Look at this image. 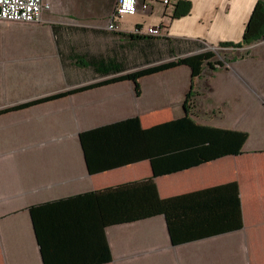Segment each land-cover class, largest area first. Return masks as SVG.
Masks as SVG:
<instances>
[{
    "label": "crops",
    "instance_id": "1",
    "mask_svg": "<svg viewBox=\"0 0 264 264\" xmlns=\"http://www.w3.org/2000/svg\"><path fill=\"white\" fill-rule=\"evenodd\" d=\"M138 1L149 9L120 18V32L107 30L116 0H44L30 31L0 20V264H264V40L219 47L242 42L258 0ZM180 2L189 11L175 18ZM152 27L166 40L133 34ZM209 49L223 65L193 82L180 66L141 78L138 94L131 81L97 87ZM185 117L247 134L240 154L208 159L227 136L191 128L156 158L175 171L155 176L150 160L118 165L140 143L132 129L99 131ZM137 215L148 217L126 221Z\"/></svg>",
    "mask_w": 264,
    "mask_h": 264
},
{
    "label": "trees",
    "instance_id": "2",
    "mask_svg": "<svg viewBox=\"0 0 264 264\" xmlns=\"http://www.w3.org/2000/svg\"><path fill=\"white\" fill-rule=\"evenodd\" d=\"M188 11H189L188 3L180 2L176 6L173 17L177 18V17L184 16L188 13ZM130 36H133V35H130ZM136 38H139V37H136ZM147 38L166 40L165 37L147 36ZM261 40H264V0L257 1L255 8L252 12V15L245 27L242 42L239 44L223 43L219 47L220 48H228V47L240 48L242 46L250 45L252 43H255ZM215 58H216V54L213 51H205V52L194 54L188 57L178 58L174 61L162 63V64L149 67L143 70H138L133 73L120 76L119 78H116L114 80L99 84L97 85V87L101 85H106L109 83L120 82V81H131L135 84V90H136V93L138 94L139 93L138 81L141 78L150 76L153 74L161 73V72L174 69L180 66H187L190 68L191 80L193 82L194 79L199 78L202 75L203 69L205 67L209 69H214L215 66L223 65L222 62L214 60ZM90 88L92 87H86V88H81L78 90H73L71 92L59 94L56 96H52L49 98L36 101L29 105H34V104L42 103L45 101L59 99V98L71 95L73 93L84 91ZM192 88H193V85L191 83V90ZM27 106L28 105H23V106L17 107L16 109H22ZM184 109L188 116L192 109V92H189L185 97ZM185 126H188V127H185ZM110 128L132 129L134 132V135L132 137L135 138L137 136L136 140L140 141L136 150L131 151V152H125L122 154L121 163L118 165H127L130 163H134V162H138L142 160H150L153 166L155 176L164 173L163 171H175L174 169L177 168V167H169L166 170L158 171V169H156L155 162H156V158H158L159 155H162L165 152H167V154H170L173 152V150L177 146H179L178 136L180 132L184 134L188 133L190 136H193V137H195V134H193V131H191L192 129L199 130L200 132H204L205 135L204 137L201 138V141H209L213 138H216L215 136H219L218 134H223L224 136H227L221 145H217L219 149L218 151L208 154L210 156V158L208 159H213V158L221 157L225 155L240 154L241 148L247 139V134L245 133L219 131V130H213V129L196 126L188 117H185L175 122H170L167 124L156 126L149 130H141L139 121L137 119H131V120H127L121 123H117L108 128L99 129V131L109 130ZM82 143L84 146V135H82ZM201 161H206V160L205 158H201L200 162ZM200 162H196V163H200ZM230 186H232L236 192L235 200H236V205L238 207L239 220H240L238 223V229H241L242 217H241V211L239 208L240 205H239V199H238V193H237L238 188L236 184H231ZM152 188L155 191L154 186H152ZM157 202L159 206L158 210L153 211L151 215H154L155 213H161L162 211H164V206L167 203V201L158 200ZM144 217H148V216L137 215L126 221L144 219ZM174 245H177V244H174Z\"/></svg>",
    "mask_w": 264,
    "mask_h": 264
},
{
    "label": "built area",
    "instance_id": "3",
    "mask_svg": "<svg viewBox=\"0 0 264 264\" xmlns=\"http://www.w3.org/2000/svg\"><path fill=\"white\" fill-rule=\"evenodd\" d=\"M170 0H164V5H169ZM50 6L44 0H0V20L11 23H34L41 18L42 12ZM146 2L140 4L138 0H116L113 13L110 15L107 30L120 32L117 21L125 16H135L139 11H147ZM133 34L152 37H165L161 27L147 28L146 31L135 28Z\"/></svg>",
    "mask_w": 264,
    "mask_h": 264
},
{
    "label": "rangeland",
    "instance_id": "4",
    "mask_svg": "<svg viewBox=\"0 0 264 264\" xmlns=\"http://www.w3.org/2000/svg\"><path fill=\"white\" fill-rule=\"evenodd\" d=\"M3 23H7L9 25L7 28L3 29V31H6V32L30 31L31 27L29 26L32 24V23L24 24V23H11V22H3ZM205 51H211V50L209 49ZM214 52L217 53L218 58L223 59L225 53L221 49H215ZM216 58L214 60H218V58L217 59Z\"/></svg>",
    "mask_w": 264,
    "mask_h": 264
}]
</instances>
